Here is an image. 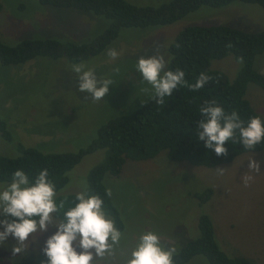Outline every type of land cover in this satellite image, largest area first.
Instances as JSON below:
<instances>
[{
	"label": "rangeland",
	"instance_id": "1",
	"mask_svg": "<svg viewBox=\"0 0 264 264\" xmlns=\"http://www.w3.org/2000/svg\"><path fill=\"white\" fill-rule=\"evenodd\" d=\"M127 1L158 5L166 0ZM0 2V40L10 45L23 39L45 38L85 42L109 24L106 18L89 11L41 5L37 0ZM20 4L24 7H19ZM219 23L259 31L264 28V12L256 4L234 1L219 8L201 6L167 25L122 28L100 54L78 62L86 69H94L98 78H111L116 83L110 85L109 92L100 101H93L90 94L79 91L77 74L71 70L78 63L65 58L38 57L15 65L0 64V117L6 120L11 133V141L0 135V154L20 155L16 143L42 152L76 151L86 146L100 125L118 113L135 110L150 99L151 85L142 80L135 65L140 56L156 54L154 41L162 45L160 52L167 66L170 59L167 46L180 29L187 25ZM110 48L120 53L115 60L107 55ZM239 66L240 62L232 55L211 62V68L225 72L230 80ZM254 67L264 74V53L256 56ZM116 68L119 72L114 71ZM245 98L264 119V90L250 82ZM103 156V149L84 155L66 172L67 182L56 196L85 190L90 169ZM252 157L260 161L259 173L248 171ZM217 168H224V173L219 174ZM245 173L252 176L247 185L241 178ZM9 183L0 182V191ZM103 183L107 190L111 189V198L125 227L115 255L94 264H123L124 257L146 230L157 232L166 244L175 245L179 251L199 235L197 219L202 212L208 213L214 237L225 253L264 264V149L243 153L231 162L209 168L170 161L162 152L147 160H126L122 172L118 176L106 173ZM206 187L212 189V195L199 206L192 193ZM4 218L0 216V220ZM56 230L50 226L47 232L37 234L35 241L30 237L29 248L16 255L12 247L17 242L9 236L0 244V264L14 261L43 264L47 260L43 252L46 240ZM186 264L208 263L197 255Z\"/></svg>",
	"mask_w": 264,
	"mask_h": 264
},
{
	"label": "trees",
	"instance_id": "2",
	"mask_svg": "<svg viewBox=\"0 0 264 264\" xmlns=\"http://www.w3.org/2000/svg\"><path fill=\"white\" fill-rule=\"evenodd\" d=\"M37 1L41 5L89 11L106 18L109 24L85 42H61L45 38L23 39L10 45L0 40V64L15 65L38 57L53 60L65 58L68 62L78 63L100 54L118 37L122 28L171 24L201 6L219 8L240 1L256 4L264 12V0H166L158 5H139L127 0ZM1 7L0 2V10ZM19 7H24V4ZM167 51L170 59L165 70H183L187 84L178 86L171 96L165 97L164 104H156L150 98L133 111L118 113L100 125L96 136L76 151L42 152L33 146L16 143L20 155L9 157L0 154V182H11L17 169L24 170L30 181L41 170L47 169L48 178L57 192L67 182L66 172L72 170L84 155L103 149V158L88 173L86 189L89 194L103 198L105 211L122 231L125 224L111 196L106 194L103 177L106 173L118 176L126 160H147L163 152L170 161L209 168L231 162L243 153L264 149V143L258 144L253 150L244 148L239 142L237 131L233 141L225 142L227 155L217 156L197 136L198 123L202 119L199 109L205 101L215 100L227 113L236 111L245 125L251 117L260 116L245 98V93L250 82L264 90V74L254 67L256 56L264 53V28L248 31L225 23L187 25L176 33ZM226 55H232L240 62L232 80L225 72L211 68L212 60ZM202 72L212 79L203 88L192 91L190 85L196 82ZM0 135L4 140L11 141L7 122L1 117ZM192 195L202 206L210 199L212 189L206 187ZM55 199L57 203L64 200L67 210L74 206L75 194L59 195ZM9 218L13 219L11 216ZM197 226L199 235L177 251L175 264H186L197 255L204 257L208 264H254L244 256H230L220 248L208 213L198 215ZM9 264L24 263L14 261Z\"/></svg>",
	"mask_w": 264,
	"mask_h": 264
},
{
	"label": "clouds",
	"instance_id": "3",
	"mask_svg": "<svg viewBox=\"0 0 264 264\" xmlns=\"http://www.w3.org/2000/svg\"><path fill=\"white\" fill-rule=\"evenodd\" d=\"M153 47L156 54L140 56L135 67L142 80L151 85L149 98L162 105L165 97L187 82L183 70H165L166 59L160 52L162 45L154 41ZM107 55L115 60L120 53L110 48ZM71 70L77 74L79 91L90 94L93 101L104 99L110 85L116 84L111 78H98L94 69H86L81 63L73 64ZM114 71L119 72V68ZM211 79L206 72L200 73L196 82L190 85L191 90L203 88ZM199 111L202 119L198 123V140L203 141L207 149L214 150L217 156L227 155L225 142L233 141L237 131L239 142L246 149L253 150L264 143V120L260 116L251 117L245 125L236 111L227 113L215 100L205 101ZM249 160L248 171L259 173L260 161L254 157ZM216 171L222 175L225 169L217 168ZM241 178L247 185L252 176L245 173ZM106 194L110 197L111 189ZM56 195L47 169L41 170L33 181L24 170L17 169L11 182L0 191V216L5 217L0 220L3 225L0 244L11 236L17 242L12 247L13 255L22 254L30 246V237L35 241L37 234L47 232L52 226L57 230L46 240L43 252L47 260L43 264H94L97 260L113 257L123 233L105 211L103 198L89 194L85 189L75 194L74 206L65 210V201L57 203ZM8 216L13 219L9 220ZM177 254L175 245L166 244L157 232L146 230L124 257L123 264H175Z\"/></svg>",
	"mask_w": 264,
	"mask_h": 264
}]
</instances>
